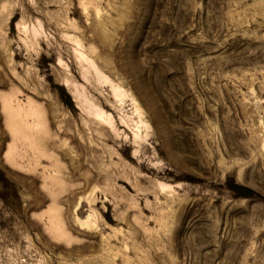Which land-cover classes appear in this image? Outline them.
I'll return each mask as SVG.
<instances>
[{
  "label": "rangeland",
  "instance_id": "rangeland-1",
  "mask_svg": "<svg viewBox=\"0 0 264 264\" xmlns=\"http://www.w3.org/2000/svg\"><path fill=\"white\" fill-rule=\"evenodd\" d=\"M0 264H264V0H0Z\"/></svg>",
  "mask_w": 264,
  "mask_h": 264
},
{
  "label": "bare ground",
  "instance_id": "bare-ground-1",
  "mask_svg": "<svg viewBox=\"0 0 264 264\" xmlns=\"http://www.w3.org/2000/svg\"><path fill=\"white\" fill-rule=\"evenodd\" d=\"M77 105V104H76ZM101 120L104 122V119H102V117H101ZM101 122V121H100ZM106 123V122H105ZM25 131V130H24ZM44 144V143H43Z\"/></svg>",
  "mask_w": 264,
  "mask_h": 264
}]
</instances>
